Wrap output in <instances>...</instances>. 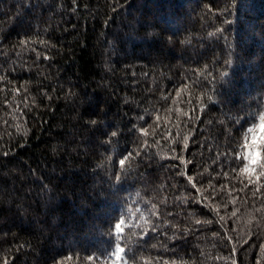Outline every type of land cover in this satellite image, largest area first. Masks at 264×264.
Returning <instances> with one entry per match:
<instances>
[{
    "label": "trees",
    "instance_id": "obj_1",
    "mask_svg": "<svg viewBox=\"0 0 264 264\" xmlns=\"http://www.w3.org/2000/svg\"><path fill=\"white\" fill-rule=\"evenodd\" d=\"M261 110L264 0H0V264H264Z\"/></svg>",
    "mask_w": 264,
    "mask_h": 264
},
{
    "label": "snow or ice",
    "instance_id": "obj_2",
    "mask_svg": "<svg viewBox=\"0 0 264 264\" xmlns=\"http://www.w3.org/2000/svg\"><path fill=\"white\" fill-rule=\"evenodd\" d=\"M221 31V30H218ZM22 45L26 44L27 41H21L20 42ZM47 58V57H45ZM224 75H227V73H224ZM206 95V94H205ZM208 99L210 100L211 97H208ZM187 115V114H185ZM160 120V116L157 115L156 116V121L158 122ZM246 120H249L252 122V126L248 127L245 131V133L242 135V144L240 145V149L238 150V154H235L233 156V159L235 161H238L240 165H242L238 172L237 169H232L233 172H237V174L239 173H244L247 175V182L244 183L243 181H241V183L244 184V188H248L249 186H252V188L254 189L252 191V195L256 196L257 193H259L261 191V188H264V184H261V180L262 178H264V152H262L260 149L264 148V110L259 111L258 113H253L250 114ZM258 121V122H257ZM93 124L96 123V121H92ZM234 123L236 124H240L241 123V118H237ZM139 131L141 132V134L143 136H147L148 135V130L145 128H141L139 129ZM118 133L117 132H112L110 134V137H115L117 136ZM169 135H171V132L169 131ZM187 140L188 137L185 136L184 137V148H187ZM238 144H240V142L238 141ZM147 146V141L144 142V145H141V147H145ZM175 150L173 149V152ZM137 155H139V151H137L136 153ZM176 159L180 160L182 163L184 162L183 157L182 156H177L175 157ZM135 157L133 156L132 153H128L127 156H125L123 159H121L119 161V165L122 169L125 168L126 162L130 163L132 160H134ZM186 163H191V161H188ZM180 175H184L186 176V179L188 180V182L192 185L193 188H196V183L194 182V178L192 176H188L186 171L179 173ZM227 175V174H225ZM117 179H119V176H117ZM257 185H260V187H256ZM210 187L211 184L209 185ZM223 187L221 186V191H223ZM196 191L199 193L200 189L196 188ZM215 189H213V193H215ZM241 191H243V188L241 189ZM179 199V198H178ZM204 200H208V197H204ZM193 202L195 203H203V201L201 200H196L195 198H193ZM230 203H235V200H231L229 201ZM205 206L211 207V204H206ZM156 206L153 205V208H155ZM214 211H216L218 213V209H213ZM261 211H264V209H262ZM154 215H158V213H153ZM232 216H235L236 213L233 212L231 214ZM221 220H223V217H220ZM125 223V221L123 219H118V222H116L114 224V229L115 232L113 233L114 236V248L111 250L110 254L106 257V260H111V264H117L118 261L122 262V264H129L128 259L125 258V247L121 246L120 241L122 239H124V237L122 236V233L124 232V228L122 227V225ZM196 224H201V223H211V221H201V220H196L195 221ZM145 224L149 225V228L151 231L155 232L156 231V227L154 225H151L150 222L148 220H145ZM148 228H145L143 231L144 235H147L148 232ZM229 240H231V237H228ZM155 247V245L153 246ZM235 251V249H233V252ZM87 259L89 261L93 260V256H88ZM5 264H7V262H5ZM133 264H136L135 261H133ZM164 264H167V262H164ZM233 264H235V262H233Z\"/></svg>",
    "mask_w": 264,
    "mask_h": 264
}]
</instances>
